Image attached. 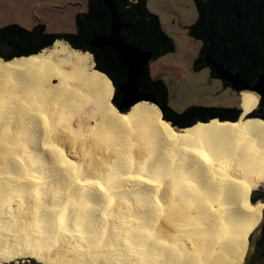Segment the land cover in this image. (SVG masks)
<instances>
[{
	"label": "bare ground",
	"instance_id": "obj_1",
	"mask_svg": "<svg viewBox=\"0 0 264 264\" xmlns=\"http://www.w3.org/2000/svg\"><path fill=\"white\" fill-rule=\"evenodd\" d=\"M93 66L60 39L0 56V264H243L264 221L260 95L182 130L152 100L115 107Z\"/></svg>",
	"mask_w": 264,
	"mask_h": 264
},
{
	"label": "trees",
	"instance_id": "obj_2",
	"mask_svg": "<svg viewBox=\"0 0 264 264\" xmlns=\"http://www.w3.org/2000/svg\"><path fill=\"white\" fill-rule=\"evenodd\" d=\"M195 3L199 18L188 26L189 34L203 44L194 69L199 71L209 67L207 58L214 57L227 69L239 72L245 80L254 84L264 73V0H195ZM117 5L122 19L130 22V26L122 31L126 40L151 49L155 59L175 50L174 40L163 30L159 16L148 8V0H117ZM110 24V13L103 0H89L88 11L77 15V32L74 33H51L44 23H38L32 29L18 24L0 28V56L6 60L28 56L50 47L57 39H64L72 47L94 55L95 69L117 87L113 101L118 103L122 97L118 86L127 79V67L111 47L98 49L90 44L95 33L109 32ZM212 76L218 77L214 71ZM223 82L225 87H230L228 82ZM138 84L143 91L156 94L165 117L182 130L187 128L184 126L194 127L203 120H238L243 110L190 106L178 113L169 106L167 85L163 80L154 78L148 66ZM258 109L251 116L264 118V112L261 110L262 113L258 114ZM168 111L171 112L170 117L166 115ZM261 199L264 200L263 193L255 190L252 201ZM257 249L259 260L264 262V227Z\"/></svg>",
	"mask_w": 264,
	"mask_h": 264
},
{
	"label": "rangeland",
	"instance_id": "obj_3",
	"mask_svg": "<svg viewBox=\"0 0 264 264\" xmlns=\"http://www.w3.org/2000/svg\"><path fill=\"white\" fill-rule=\"evenodd\" d=\"M148 8L159 16L163 30L175 42L174 51L153 59L148 66L151 75L163 80L167 85L168 103L171 109L178 113H182L190 106L210 107L224 111L242 109V93L240 94L231 86L225 87L222 79L212 76L210 67L199 71L194 69L203 44L202 41L189 34L188 26L199 18L195 0H148ZM88 9L89 0H0V28L18 24L32 29L38 23H44L48 32L74 33L77 32L78 13L87 12ZM93 61L95 62L93 69H95L94 55ZM116 88H114L112 98L115 107L117 103L113 100ZM154 103L163 110L157 98ZM259 107L260 105L257 104L255 109ZM126 110L128 108L122 109V111ZM163 114L165 117V113ZM170 114L171 112L168 111L166 115L170 117ZM255 190L261 191L264 195V186ZM263 227L264 221L250 235L251 250L243 264H264L258 258L257 249V242L262 235Z\"/></svg>",
	"mask_w": 264,
	"mask_h": 264
},
{
	"label": "water",
	"instance_id": "obj_4",
	"mask_svg": "<svg viewBox=\"0 0 264 264\" xmlns=\"http://www.w3.org/2000/svg\"><path fill=\"white\" fill-rule=\"evenodd\" d=\"M103 4L110 13V30L107 33H95L90 40V44L98 49L111 47L117 53L120 62L127 67V79L118 86L122 93V98L117 103V106L129 108L143 99L155 102L156 94L143 91L138 84V80L143 76L145 68L155 59V54L151 49L139 47L122 36V31L130 26V22L122 19L117 0H103ZM207 63L220 79L228 82L240 94L250 90L257 92L260 95V107H264V73H261L257 81L251 84L239 72L227 69L223 62H219L214 57H208ZM163 113H165L164 110Z\"/></svg>",
	"mask_w": 264,
	"mask_h": 264
},
{
	"label": "flooded vegetation",
	"instance_id": "obj_5",
	"mask_svg": "<svg viewBox=\"0 0 264 264\" xmlns=\"http://www.w3.org/2000/svg\"><path fill=\"white\" fill-rule=\"evenodd\" d=\"M261 108V109H260ZM260 109V110H259ZM258 111L259 113H262V111L264 112V107H259ZM262 110V111H261Z\"/></svg>",
	"mask_w": 264,
	"mask_h": 264
}]
</instances>
